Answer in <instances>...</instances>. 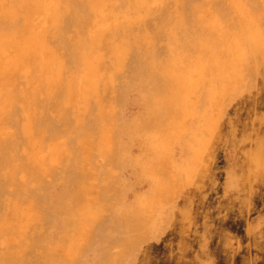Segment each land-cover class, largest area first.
Returning a JSON list of instances; mask_svg holds the SVG:
<instances>
[{
    "label": "rangeland",
    "instance_id": "obj_1",
    "mask_svg": "<svg viewBox=\"0 0 264 264\" xmlns=\"http://www.w3.org/2000/svg\"><path fill=\"white\" fill-rule=\"evenodd\" d=\"M175 61L196 89L182 113L213 133L158 206L141 164L160 156L130 127L158 120L153 68ZM135 203L145 222L164 211L154 230L128 228ZM261 224L264 0H0V264H264Z\"/></svg>",
    "mask_w": 264,
    "mask_h": 264
},
{
    "label": "bare ground",
    "instance_id": "obj_2",
    "mask_svg": "<svg viewBox=\"0 0 264 264\" xmlns=\"http://www.w3.org/2000/svg\"><path fill=\"white\" fill-rule=\"evenodd\" d=\"M248 41L255 42V39L248 38ZM254 51L255 50L252 52ZM211 60H214V57H211ZM153 69L156 72L155 74L159 73L158 75L161 76L151 81V86H154V88L152 90L153 95L150 104L161 106L158 113V120L151 126H146L145 123L139 121H133L130 128L135 133H146L143 146L144 150L149 153V156L153 152L160 156V165L155 168L150 162L151 159L145 160L141 164V170L151 174L148 181L149 191L152 195L156 196L155 203L160 206L161 203L164 204L171 200L173 196L175 198V195L178 194L181 189L188 187L184 186V184L189 183L188 181L191 179L193 172H195L196 176L197 170L195 166L198 163L196 161L202 156L204 147L213 133V120L205 112L199 114L198 111L195 110L186 115L182 113L181 103L184 100L182 95L184 92L187 93L188 91L196 90L193 88V83L190 82L189 84L187 81V67L184 63L175 61L164 65L158 64L155 65ZM203 86L205 92L204 98L209 99L213 93L212 90H214V85H208V87L204 84ZM240 88L243 87H238L235 93L230 95L231 101L241 94ZM198 119L201 120V122L195 128L193 126ZM156 129H163L162 138L158 139L157 134L153 137V132ZM187 132H190V136H188ZM157 142L164 143V145L155 144ZM162 146L166 147L165 154L164 152H160ZM169 165H171L170 170ZM184 165L192 167L189 170H184ZM159 166L160 168H158ZM167 170L169 172H167ZM159 172L168 173L162 181V186H159L158 179L155 178L156 174ZM169 174L171 178L165 181L169 177ZM235 178L236 172H227L223 189L230 191L232 185L235 187ZM180 185H183L181 189ZM228 193L231 194L232 191ZM158 194H162V197H159ZM136 209V203L124 208L125 221L129 229H133L132 227L135 226L141 230L143 232L141 235H143L148 228L154 230L159 221V216L161 218L165 216L164 211H161L162 215L155 213L152 220L145 222L138 219ZM80 216L81 214H76L72 218V222L78 223L80 221ZM116 221L117 226L121 227L122 222L120 219L116 218ZM254 231L253 233L256 235H264V225L261 224V227L257 225ZM111 260L116 261L117 258L115 257ZM114 261L112 263L116 264ZM108 262L109 260L107 259L100 261L98 264H108Z\"/></svg>",
    "mask_w": 264,
    "mask_h": 264
}]
</instances>
